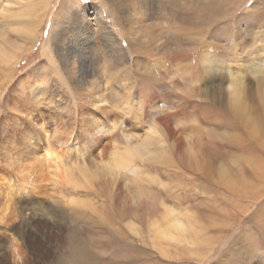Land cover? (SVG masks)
<instances>
[{"label": "rangeland", "instance_id": "1", "mask_svg": "<svg viewBox=\"0 0 264 264\" xmlns=\"http://www.w3.org/2000/svg\"><path fill=\"white\" fill-rule=\"evenodd\" d=\"M137 1L129 14L123 0H2L0 12L33 11L19 17L27 32L6 33L15 58L0 61V264H264V129L247 117L264 100L246 68L264 71V0H236L232 14L196 25L171 60L133 50L160 42ZM227 72L245 78L242 110ZM141 147L158 154L107 169L116 150ZM45 151L64 165L36 181Z\"/></svg>", "mask_w": 264, "mask_h": 264}, {"label": "bare ground", "instance_id": "2", "mask_svg": "<svg viewBox=\"0 0 264 264\" xmlns=\"http://www.w3.org/2000/svg\"><path fill=\"white\" fill-rule=\"evenodd\" d=\"M5 1V0H3ZM122 1V0H121ZM124 1V12H128V10H133L134 6H133V0H123ZM136 1V0H135ZM240 1V0H238ZM11 2V1H10ZM105 2V1H104ZM45 3V2H44ZM2 4V0H0V5ZM19 4V3H18ZM26 4V3H25ZM42 4V2H41ZM123 4V3H122ZM137 4H139L138 6H140L142 8L141 10V15L142 18H146V19H153L154 23L150 26H152L153 28V35L150 34V36H153L152 41L154 40L155 42L160 41L164 39V43H157L160 44L159 46L151 47V44H149V40H139L140 42L137 44V48L134 46H132L133 50L137 53H142V54H146V55H152L155 51L160 52L162 57L165 60H171L173 57H179L180 53L183 51L180 50V52H176L175 49L177 50L182 49V43L187 39H185V37L187 35L190 34V32L192 30H194V28L196 27V25L200 24V26H204L207 21H216V20H220L223 19L226 15H228L229 13L232 14V12L234 10H236L237 8L236 6V0H208V2L203 3L202 0H138ZM234 4V5H233ZM132 5V7H131ZM26 6V5H25ZM41 8V7H40ZM132 8V9H131ZM137 8V7H136ZM107 10V9H106ZM140 10V9H139ZM31 11H33L32 9L28 8V7H24V9L19 10V12H15V11H7V9H3L2 12H0V17L3 18L4 20L2 21V23H0V61H5L7 59H13L15 58V49H17L18 44L16 43V41L11 40L10 38H8L6 36V33L10 31H12V29H22L21 32H27L30 22H24V21H19V17L23 16V17H27L26 15H28ZM92 11V10H91ZM256 11V10H255ZM7 12V13H6ZM14 12V13H12ZM131 12V11H130ZM130 12H128L130 14ZM133 12V11H132ZM11 14V17H17V20H12L10 22H8V20L11 19H5L7 17V14ZM90 13V12H89ZM88 13V14H89ZM9 14V15H10ZM14 14V15H13ZM229 14V15H230ZM252 14V13H251ZM257 14V13H256ZM31 15V14H30ZM132 15V14H131ZM134 15V13H133ZM10 17V16H9ZM12 17V19H13ZM245 17V16H244ZM259 17V16H258ZM261 17V16H260ZM27 19V18H25ZM130 19V18H129ZM134 19V18H133ZM138 20L136 22H139L140 19L137 18ZM1 20V19H0ZM7 20V22H6ZM28 20V19H27ZM169 20H173L170 21ZM242 20V19H241ZM135 21V20H134ZM144 21V20H143ZM142 21V22H143ZM156 21H158L159 24H157L158 27L155 28V24ZM164 21V23L167 22L166 26H164L162 24V22ZM176 21L179 25V27L177 26H173V22ZM251 21V20H250ZM145 22V21H144ZM143 22V23H144ZM210 23V22H209ZM250 23V22H249ZM26 24L28 25L27 27ZM130 24V23H129ZM145 24V23H144ZM172 24V25H171ZM242 24V23H241ZM20 25H22V27H20ZM131 25V24H130ZM135 25V24H132ZM248 25V24H247ZM128 26V25H127ZM144 26V25H143ZM143 26H141L143 28ZM147 26V25H146ZM145 26V27H146ZM25 27V28H24ZM32 27V26H31ZM136 27V26H135ZM140 27V26H139ZM26 31H25V30ZM32 29V28H31ZM144 29V28H143ZM147 29V28H146ZM151 29V28H148ZM197 29V28H196ZM245 29V28H244ZM128 30V29H127ZM137 30V28H136ZM135 30V31H136ZM140 30V29H139ZM146 31V30H145ZM145 31L143 33H145ZM14 32V31H13ZM18 33V32H17ZM21 33V34H22ZM152 33V32H150ZM197 33V32H196ZM201 33V31L199 32V34ZM203 33V32H202ZM201 33V35H202ZM9 34V33H8ZM18 35V34H17ZM25 35V33H24ZM205 35V34H203ZM23 36V35H22ZM29 36V35H28ZM145 36V35H144ZM14 38V37H13ZM25 38V37H24ZM150 37H148L149 39ZM152 38V37H151ZM189 38V37H188ZM22 39V38H21ZM34 39V38H33ZM64 39V38H63ZM80 39V38H79ZM132 39V38H131ZM183 39H185L183 41ZM190 39V38H189ZM188 39V40H189ZM262 39V38H261ZM19 40V39H18ZM83 40V39H82ZM151 40V39H150ZM137 41V40H136ZM63 42V41H62ZM191 42V41H190ZM58 44L61 46V48H64L63 44L61 43V40L58 42ZM185 44V43H184ZM136 45V44H135ZM89 46V45H88ZM236 46V45H235ZM185 47V46H184ZM187 47V46H186ZM189 47V46H188ZM192 47V46H191ZM195 47V46H194ZM131 48V49H132ZM184 49V48H183ZM189 49V48H188ZM192 49V48H191ZM66 50V49H65ZM250 50L252 51V48H250ZM70 51V50H69ZM81 51V50H80ZM186 51H190V50H186ZM249 52V50H248ZM73 53V52H72ZM78 53V52H77ZM134 53V52H133ZM202 53H204L202 51ZM74 54V53H73ZM79 54V53H78ZM77 54V55H78ZM184 54V53H183ZM197 54V53H196ZM67 55L68 53H62L63 59L66 62H71V60L74 59V56L72 58H68L67 59ZM86 55V53H85ZM145 55V56H146ZM204 55V54H203ZM19 56V54L17 55ZM81 56V55H80ZM88 56V55H87ZM154 57V56H153ZM152 57V58H153ZM187 57V56H186ZM82 61H80V66L82 70H85V59H83L82 57H79ZM142 58V57H140ZM185 58V57H184ZM205 58V57H204ZM175 59V58H174ZM203 59V58H202ZM206 59V58H205ZM11 62V61H10ZM150 62V61H149ZM1 63V62H0ZM4 63V62H3ZM6 63V61H5ZM7 64V63H6ZM101 64V63H100ZM162 64V63H161ZM203 64V63H202ZM77 65V64H76ZM199 65V64H198ZM256 65V62L253 60L248 61L246 68L249 69L250 68V72L255 76V80L257 83V91L261 94L262 99L264 100V71L261 68H258ZM146 66V65H145ZM202 66V65H201ZM198 67V66H197ZM89 68V67H88ZM204 68V67H202ZM71 69V68H70ZM177 69L178 66H177ZM208 69V68H207ZM4 70V69H3ZM8 70V69H7ZM75 71V70H74ZM78 71V70H77ZM150 71V70H149ZM167 71V70H166ZM178 71V70H177ZM210 71V70H209ZM93 72V71H92ZM138 72V71H136ZM135 72V73H136ZM144 72V71H143ZM185 72V71H184ZM212 72V71H211ZM134 73V74H135ZM140 73V70L139 72ZM147 73V72H146ZM181 73V72H180ZM204 73V72H203ZM210 73V72H209ZM227 76L224 79V82H226L225 84V89L227 91V96L229 97L230 102H232L233 104H235L237 106L238 110H242L241 108V104L239 103L240 99H242L244 93L242 94V89H243V84H244V79L241 75L239 76L236 73H230L227 72ZM66 74V73H65ZM68 74V73H67ZM133 74V75H134ZM141 74V73H140ZM139 74V75H140ZM148 74V73H147ZM150 74V73H149ZM148 74V75H149ZM205 74V73H204ZM207 74V72H206ZM7 75V73H6ZM45 75V74H44ZM92 75H94V72L92 73ZM123 75V74H122ZM137 75V74H136ZM138 75V76H139ZM182 75V74H181ZM208 75V74H207ZM210 75V74H209ZM217 75V74H216ZM226 75V74H225ZM251 75V74H250ZM88 76V75H87ZM212 76V75H211ZM252 76V75H251ZM253 76V77H254ZM86 75L84 73H81V77L79 78V83H83V81L85 80ZM136 77V76H135ZM148 76L142 75L141 78L146 79L147 80ZM158 77V76H157ZM224 77V76H223ZM89 78V77H88ZM139 78V77H137ZM140 78V79H141ZM149 78V77H148ZM220 78V77H218ZM91 79V78H90ZM151 79V78H150ZM155 79V78H154ZM222 79V81H223ZM136 80V79H135ZM142 80V79H141ZM97 81V79H96ZM148 81V80H147ZM214 81V80H213ZM95 82V81H94ZM144 82V81H143ZM217 82V81H216ZM215 82V83H216ZM150 83V81H149ZM170 83V82H169ZM221 83V82H220ZM255 83V82H254ZM145 84V83H144ZM89 85V84H88ZM153 85V84H152ZM165 85V83H164ZM216 85V84H215ZM245 85V84H244ZM36 86V85H35ZM149 86V85H147ZM217 86V85H216ZM84 87V86H83ZM155 87V86H154ZM82 88V87H81ZM150 88V87H149ZM33 89V88H32ZM76 89V88H75ZM85 89V88H84ZM89 89H93L92 87L86 88V90ZM139 89V88H138ZM151 89V88H150ZM175 89V88H174ZM221 89V88H220ZM85 90V91H86ZM152 90V89H151ZM222 90V89H221ZM254 90V89H253ZM252 90V91H253ZM40 91V90H39ZM80 91V90H79ZM97 91V90H96ZM46 92V91H45ZM90 92V91H89ZM93 92V91H92ZM40 93V92H39ZM88 93V91H87ZM169 93V92H168ZM216 93V92H215ZM220 94V93H219ZM218 94V96H220ZM82 95V94H81ZM95 95V94H93ZM100 95V94H99ZM222 96H225L224 94H222ZM87 97V96H86ZM226 97V96H225ZM23 98V97H22ZM92 98V97H91ZM38 100V99H37ZM95 101H97V104H102L104 102H106L105 100V96L104 95H100L97 98H94ZM228 100V101H229ZM22 101V100H21ZM39 101V100H38ZM79 101V100H78ZM92 102V101H91ZM28 103V102H27ZM82 103V102H81ZM84 103V102H83ZM96 104V105H97ZM106 104V103H105ZM103 105V104H102ZM14 107V106H13ZM113 107V106H112ZM76 110V109H75ZM108 110V109H107ZM106 110V111H107ZM156 113V112H155ZM245 113V112H244ZM165 114V113H164ZM168 114V113H167ZM166 114V115H167ZM170 115V114H168ZM162 116V115H161ZM163 117V116H162ZM167 119L171 118L170 116H166ZM248 117V121H249V125L252 126L253 128H255L254 131H261L264 129V111H262L260 113V117L257 118V116H255L254 114H251ZM160 118V116L158 117ZM164 118V117H163ZM165 120V119H164ZM171 120V119H170ZM168 122V120H167ZM170 122V121H169ZM168 122V123H169ZM161 123V122H160ZM163 125V124H162ZM170 125V124H168ZM172 125V124H171ZM166 126V125H165ZM160 127V125H159ZM170 127V126H169ZM165 128V127H164ZM172 128V127H170ZM174 130V128L172 129ZM169 133V132H168ZM252 133V131H251ZM151 135H156V131L153 130L150 132ZM171 135V133H170ZM212 135V134H211ZM154 137V136H153ZM177 137V136H176ZM181 137V136H179ZM150 138V137H149ZM146 139V138H144ZM177 139V138H176ZM184 139V138H183ZM149 141H153L151 139H146ZM188 140V139H187ZM143 141V140H142ZM145 142V140L143 141V143ZM198 142V141H197ZM151 143V142H150ZM139 145L142 144L138 143ZM137 144V145H138ZM188 144V143H187ZM194 144V143H193ZM143 145V144H142ZM141 145V146H142ZM146 145V143L144 144ZM143 145V146H144ZM186 146V145H185ZM189 146V145H187ZM186 146V147H187ZM179 147V146H178ZM188 148V147H187ZM138 149V146L137 148ZM196 149V148H195ZM189 150V149H188ZM200 150V148H199ZM215 150V149H214ZM115 151V150H113ZM187 151V150H186ZM201 151V150H200ZM188 152V151H187ZM192 152V151H191ZM32 153V152H31ZM194 152H192L193 154ZM139 154H145V156L147 158L149 157H156V154L154 151H149L148 147H141L139 148V150H134V149H125L122 151H115L112 155V160L107 164V169L110 172H117V171H122L124 169H129L128 164L131 163L132 159H134L133 157L135 155H139ZM191 154V153H190ZM189 154V155H190ZM42 155V154H41ZM186 155H188L186 153ZM140 156V155H139ZM32 157V156H31ZM40 157V155H39ZM42 160L38 166L39 169H35V173H34V177L36 181H44L47 180L49 177H51V173H53L57 178L61 175V168H60V163L61 165H64V162H60V158L54 154H52L49 151H45V153L41 156ZM190 158H192L191 156H189ZM30 158V157H29ZM35 158V157H34ZM114 158V159H113ZM197 158V157H196ZM202 158V157H201ZM32 159V158H31ZM40 159V158H39ZM226 160V159H225ZM25 161V160H24ZM190 161V160H189ZM192 161V160H191ZM203 162V160H202ZM221 162V161H220ZM208 163V162H207ZM219 163V161H218ZM36 164V163H35ZM220 164V163H219ZM18 169H19V165L17 164ZM29 166V164H28ZM22 167V165H21ZM31 167V166H30ZM221 167V166H220ZM224 167V166H222ZM221 167V168H222ZM227 167V166H226ZM225 167V168H226ZM219 168V171L220 169ZM22 169V168H21ZM227 169V168H226ZM229 169V168H228ZM23 170H25L23 168ZM32 170V169H30ZM210 170V169H207ZM223 170V169H222ZM218 175H221V172ZM64 171V170H62ZM28 171L26 170V173ZM215 172V171H214ZM226 172V171H225ZM136 173V171H135ZM134 173V174H135ZM32 174V173H30ZM63 174H65L66 176V172H63ZM137 174V173H136ZM111 175V174H110ZM139 175V174H138ZM224 176V175H222ZM221 176V178H222ZM53 177V176H52ZM140 177V176H138ZM56 178V180H57ZM66 178V177H65ZM54 179V178H53ZM57 182V181H56ZM70 182H74L73 180H70ZM244 182V181H243ZM36 186V185H35ZM237 190V189H236ZM239 190V189H238ZM235 191V190H234ZM239 192V191H238ZM245 196V195H244ZM247 197V196H246ZM147 199V198H146ZM6 200V199H5ZM8 200V199H7ZM6 200V201H7ZM3 201V200H2ZM143 201V200H142ZM1 202V201H0ZM150 203V202H149ZM7 204V202H6ZM11 205V204H10ZM140 206V205H138ZM9 207V206H7ZM154 209V208H153ZM149 211V210H148ZM139 212V211H138ZM164 214H165V219H170L171 222H169L170 224L174 223L173 228H177V229H181L183 231H185L184 227L176 220H173V216L171 215V212L168 211L167 209H164ZM255 214V213H254ZM153 215L150 213V216ZM149 217V216H148ZM255 217V216H254ZM261 222V221H260ZM132 226V225H131ZM155 227V232L157 235L163 236L159 230H158V226L154 225ZM263 229V228H262ZM170 237H172L171 235H169ZM164 237H167V234H164ZM79 242V241H78ZM71 243V242H70ZM74 244V243H73ZM74 246V245H73ZM76 247V246H75ZM240 248V247H239ZM76 249V248H75ZM250 249V248H249ZM72 251H74L72 249ZM82 251V250H81ZM90 251V250H89ZM95 252V251H94ZM74 253V252H73ZM74 255H78V253H74ZM71 256V255H70ZM94 256V255H93ZM79 257V256H78ZM84 258V257H83ZM260 258V257H259ZM72 259V258H71ZM75 259V258H74ZM81 261L82 258H79ZM76 260V261H77ZM72 261V260H71ZM74 262V261H72ZM82 262V261H81ZM75 263V262H74ZM79 263V262H78ZM77 264V263H76ZM84 264V262H83ZM233 264H238V260L234 261ZM253 264H262L259 263V261H257Z\"/></svg>", "mask_w": 264, "mask_h": 264}]
</instances>
